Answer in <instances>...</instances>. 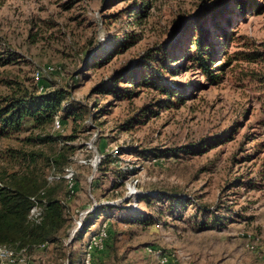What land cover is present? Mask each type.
Here are the masks:
<instances>
[{
	"label": "rangeland",
	"instance_id": "374dc122",
	"mask_svg": "<svg viewBox=\"0 0 264 264\" xmlns=\"http://www.w3.org/2000/svg\"><path fill=\"white\" fill-rule=\"evenodd\" d=\"M250 1L257 11L158 0L137 24L132 0H0V49L12 53L0 97L22 81L72 104L45 128L68 156L64 179L48 170L66 224L30 251L34 264L78 249L76 264L88 252L92 264H161L154 250L171 264H264V0ZM201 27L216 81L195 60ZM40 132L27 120L0 136V171ZM105 225V246L89 248Z\"/></svg>",
	"mask_w": 264,
	"mask_h": 264
},
{
	"label": "trees",
	"instance_id": "16d2710c",
	"mask_svg": "<svg viewBox=\"0 0 264 264\" xmlns=\"http://www.w3.org/2000/svg\"><path fill=\"white\" fill-rule=\"evenodd\" d=\"M157 1L132 0L131 9L128 12L135 16L134 23H145L149 17V8L151 5H156ZM221 3L225 4L226 1ZM236 3L242 12L259 9L258 5L255 7L250 0H236ZM204 28L201 27L198 35L193 38L194 56L197 65L201 67L207 77L211 81H216L220 73H214L213 69L210 68L211 52L209 54L207 52L208 35ZM128 36L129 38L132 37L131 34ZM1 45L0 39V48ZM257 57L256 53L247 52L244 58L253 61ZM11 60L12 53L0 49V63ZM152 79L157 80V84H161L159 86H163L162 79L156 75ZM11 87V92L0 97V136L22 130L27 120H32L33 127L41 129V132L28 139L37 144V149H18L11 155L10 158L16 162L17 169L0 171V245L9 243L19 247H28L29 250H32L40 244L57 241L66 224V205L58 196V189L49 181L48 170H56L59 172V178L64 179V165L68 156L61 150L53 152L57 139L46 133L45 128L46 126H53L55 116L60 111H67L71 103L63 104L67 98V91L64 89H55L43 93L38 91V86L34 85L31 88L25 86L22 81H15ZM162 90H166V88ZM71 114L74 120L83 118L81 113H75L73 109ZM45 146H48L51 151H46ZM33 196L36 197L38 205L42 208L39 221L29 218L30 211L35 205ZM79 254V249L70 251L66 254L65 264H76Z\"/></svg>",
	"mask_w": 264,
	"mask_h": 264
},
{
	"label": "built area",
	"instance_id": "2783aa9c",
	"mask_svg": "<svg viewBox=\"0 0 264 264\" xmlns=\"http://www.w3.org/2000/svg\"><path fill=\"white\" fill-rule=\"evenodd\" d=\"M49 71L54 70V67H49ZM43 77L42 71L37 70L35 72V79L40 80ZM42 86L40 89L42 90ZM54 128L60 129L63 126L62 118L59 114L55 116L53 122ZM1 184V183H0ZM35 201V205L32 207L29 218L31 220L39 221L42 215V208L38 205L37 199L35 196L32 197ZM109 238V228L108 226L102 227L99 231H97L96 235L93 237L92 241L88 245L89 248L91 247H104L107 243V239ZM46 244H40L35 246L34 248H43ZM33 248V249H34ZM28 247H19L17 245L4 243L0 245V264H34L32 256L30 254ZM155 256L158 259V262L161 264H171L174 254H168L163 250H154ZM93 257L90 252L86 253L82 257L81 264H92Z\"/></svg>",
	"mask_w": 264,
	"mask_h": 264
}]
</instances>
